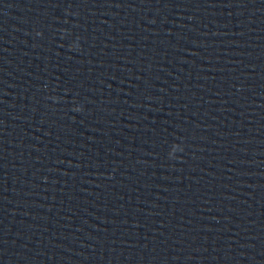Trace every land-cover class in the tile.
<instances>
[{
  "label": "water",
  "instance_id": "95a60500",
  "mask_svg": "<svg viewBox=\"0 0 264 264\" xmlns=\"http://www.w3.org/2000/svg\"><path fill=\"white\" fill-rule=\"evenodd\" d=\"M0 264H264V0H0Z\"/></svg>",
  "mask_w": 264,
  "mask_h": 264
}]
</instances>
